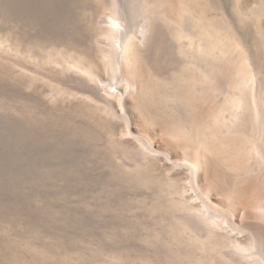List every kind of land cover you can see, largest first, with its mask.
Returning a JSON list of instances; mask_svg holds the SVG:
<instances>
[{
  "label": "rangeland",
  "instance_id": "rangeland-1",
  "mask_svg": "<svg viewBox=\"0 0 264 264\" xmlns=\"http://www.w3.org/2000/svg\"><path fill=\"white\" fill-rule=\"evenodd\" d=\"M112 1L0 0V264H251L233 240L264 226V0H120L137 42L157 26L124 61L137 93Z\"/></svg>",
  "mask_w": 264,
  "mask_h": 264
},
{
  "label": "bare ground",
  "instance_id": "bare-ground-1",
  "mask_svg": "<svg viewBox=\"0 0 264 264\" xmlns=\"http://www.w3.org/2000/svg\"><path fill=\"white\" fill-rule=\"evenodd\" d=\"M119 2L120 0L112 1L113 14L109 16L110 19L108 20V22L110 23L108 25V38L111 42V48H109L107 53L113 69L118 72L121 79L126 81L130 87L132 86L131 88H133V90H135L137 93L140 90V75L137 73V71H130L126 67L124 61L128 63L138 54L139 46L141 45V43L149 47L153 44L156 37L157 26L153 20H148V23L144 28V32H142L143 35L141 37V43L137 42L134 38V35L130 31L131 18L129 19L126 14L123 15L122 10L124 11V9L121 8L122 6L120 7L121 3ZM158 49L159 52L163 51L164 45H160ZM208 71L209 70H207L206 72L209 73L210 71ZM129 104L130 102L126 101L127 108ZM257 105H259L258 101ZM126 117L129 118L130 116L127 114ZM254 149L258 153H260V155H262L260 144L254 145ZM192 169L195 173L194 178L196 184L199 185L200 181H204L206 189L209 190L211 186L206 180L211 170L209 164L202 160L195 161ZM208 220L212 221V224H214L215 226L218 225V221L215 219V216H210ZM247 232V243H244L239 239H235L233 240L234 248H236L238 253L240 252V256L248 259L249 263L251 259V264H264V226L262 224L253 225L252 227L247 228Z\"/></svg>",
  "mask_w": 264,
  "mask_h": 264
}]
</instances>
